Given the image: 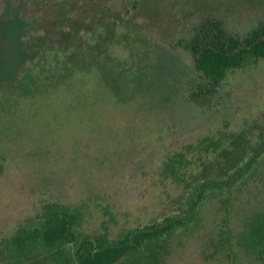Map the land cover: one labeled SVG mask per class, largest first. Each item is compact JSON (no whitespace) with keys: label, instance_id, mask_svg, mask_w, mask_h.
Listing matches in <instances>:
<instances>
[{"label":"rangeland","instance_id":"obj_1","mask_svg":"<svg viewBox=\"0 0 264 264\" xmlns=\"http://www.w3.org/2000/svg\"><path fill=\"white\" fill-rule=\"evenodd\" d=\"M56 1L28 14L34 43L68 50L39 65L53 68L48 93L20 99L0 80V241L53 203L81 209L91 235L116 238L162 221L189 191L165 173L171 160L184 158L185 179L203 178L222 163L219 151L204 152L209 140L246 133L264 141V60L230 73L203 108L189 99L198 75L178 46L206 17L244 37L264 26V0H72L61 12ZM108 55L132 74L123 91L106 98L98 85L89 103L71 97L70 74ZM230 199L210 197L162 264H259L264 174Z\"/></svg>","mask_w":264,"mask_h":264},{"label":"trees","instance_id":"obj_2","mask_svg":"<svg viewBox=\"0 0 264 264\" xmlns=\"http://www.w3.org/2000/svg\"><path fill=\"white\" fill-rule=\"evenodd\" d=\"M70 1L57 0L58 11L63 10V3ZM46 2H5V20L0 26V80L20 99L48 93L43 82L52 78V72L47 70L53 68L39 69V65L44 61L52 66V59L65 57L68 51L52 45L42 47L29 37L33 27V21L29 20L32 16L28 15L31 7L40 10ZM178 46L191 56L198 75L190 90V101L199 107H210L230 73L264 60V26L241 37L229 33L222 21L206 17ZM98 63L99 67L70 74L71 97L83 95L89 103L99 85L103 95L109 98L111 91H123L125 82L132 80L125 62L114 56L99 57ZM77 81H82V87ZM65 91L68 93L69 89ZM210 150L219 151L222 163L216 165V172L212 166L205 169L203 178L185 179L187 166L183 157L176 162L171 160L164 169L189 190L179 213L110 238L108 234L85 232V213L81 209L48 204L36 220L26 222L0 241V264H162L173 238L196 224L210 197L223 198L227 203L236 190L264 174V141L254 144L246 133H234L223 140H209L204 152ZM258 257L259 264H264V243Z\"/></svg>","mask_w":264,"mask_h":264}]
</instances>
